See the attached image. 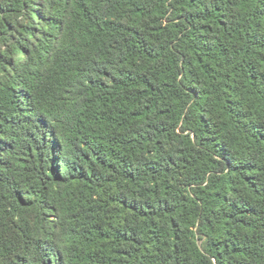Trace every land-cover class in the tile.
<instances>
[{"label":"trees","instance_id":"1","mask_svg":"<svg viewBox=\"0 0 264 264\" xmlns=\"http://www.w3.org/2000/svg\"><path fill=\"white\" fill-rule=\"evenodd\" d=\"M0 264H264V0H0Z\"/></svg>","mask_w":264,"mask_h":264}]
</instances>
